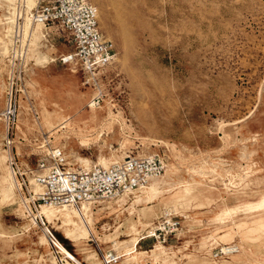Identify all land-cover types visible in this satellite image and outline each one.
<instances>
[{"label":"rangeland","instance_id":"rangeland-1","mask_svg":"<svg viewBox=\"0 0 264 264\" xmlns=\"http://www.w3.org/2000/svg\"><path fill=\"white\" fill-rule=\"evenodd\" d=\"M89 2L113 54L92 74L61 63L67 34L37 33L36 0H0V264H264V0ZM54 149L72 169L162 170L87 206L82 235L83 206L51 207L52 223L32 206ZM169 219L176 230L152 236Z\"/></svg>","mask_w":264,"mask_h":264},{"label":"built area","instance_id":"built-area-1","mask_svg":"<svg viewBox=\"0 0 264 264\" xmlns=\"http://www.w3.org/2000/svg\"><path fill=\"white\" fill-rule=\"evenodd\" d=\"M30 20L44 29L56 28L67 34L73 52L60 60L73 69L92 74L97 67L109 63L112 58L111 45L103 39L97 25L95 8L89 0H36ZM47 161L36 165L33 182L40 193L33 195L32 206L78 209L82 204L97 206L107 201L129 195L144 187L161 173L160 164L151 158H130L109 165L89 168H69L61 151H51ZM176 222L169 219L154 234L176 230ZM235 247L226 246L220 255H229ZM106 264L115 259L105 256Z\"/></svg>","mask_w":264,"mask_h":264},{"label":"bare ground","instance_id":"bare-ground-1","mask_svg":"<svg viewBox=\"0 0 264 264\" xmlns=\"http://www.w3.org/2000/svg\"><path fill=\"white\" fill-rule=\"evenodd\" d=\"M19 1V0H18ZM27 4V3H26ZM30 9V8H29ZM34 24V23H33ZM40 29H41V26L39 25V24H37V27H36V31H37V33L40 31ZM35 31V32H36ZM37 33H35V35H36V37H38V34ZM32 37V36H31ZM38 42V41H37ZM32 44V43H31ZM33 46H34V44H33ZM36 56V55H35ZM125 159H127V158H125ZM4 182H6L7 183V185H6V194L7 195H9V194H11L12 193V190H13V188H14V185H13V182L11 181V180H7V179H5L4 180ZM15 183V182H14ZM155 186V185H154ZM151 187V186H150ZM153 187V186H152ZM155 188V187H154ZM153 188V189H154ZM143 189V188H142ZM155 190V189H154ZM84 205H86V204H82L81 205V207L83 206V208H82V211H80V212H74L78 217H79V219H80V221H81V224H82V227L80 228H78V229H81V231H80V233L83 235H85V234H88V225H90L91 224V219H90V217L88 216L89 215V212H90V209L87 207L88 205H86V206H84ZM41 207V215H42V217H44L47 221H48V223H52L53 221H55L56 220V218L58 217L57 216V214H58V212L56 211V210H54V209H52V208H48V207H46V206H40ZM80 207V208H81ZM64 208H67V207H64ZM79 209V208H78ZM69 211V210H68ZM70 213V212H69ZM64 215V217H65V224H75L73 221H72V219L69 217V215H68V213H66V214H63ZM85 218L86 219V221L85 220H83L82 218ZM40 218H41V216H40ZM61 218V217H60ZM78 219V218H77ZM78 219V220H79ZM79 221V222H80ZM64 224V225H65ZM77 224H79V223H77ZM76 224V225H77ZM78 227V226H77ZM77 229V228H76ZM77 229V230H78ZM71 233V232H70ZM149 237V236H148ZM53 244H54V246H55V248L57 249V250H59L65 257H66V259H68V260H70V261H75V259L59 244V243H57L56 241L55 242H53ZM136 245H137V240L136 239H134L133 241H131V243H130V245L127 247V253H129V254H135V253H137L136 252ZM159 247L161 248V246L160 245H158V246H156L155 247V249L154 250H159ZM145 253V252H144ZM76 262V261H75Z\"/></svg>","mask_w":264,"mask_h":264}]
</instances>
